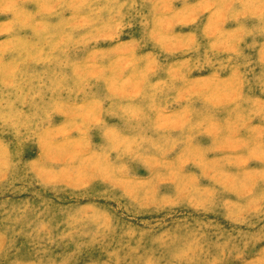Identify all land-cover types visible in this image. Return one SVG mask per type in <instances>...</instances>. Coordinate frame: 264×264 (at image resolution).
Returning <instances> with one entry per match:
<instances>
[{
  "label": "rangeland",
  "instance_id": "obj_1",
  "mask_svg": "<svg viewBox=\"0 0 264 264\" xmlns=\"http://www.w3.org/2000/svg\"><path fill=\"white\" fill-rule=\"evenodd\" d=\"M0 264H264V0H0Z\"/></svg>",
  "mask_w": 264,
  "mask_h": 264
}]
</instances>
